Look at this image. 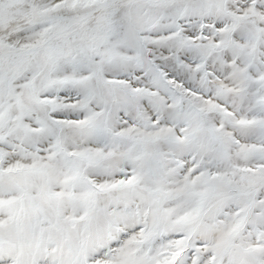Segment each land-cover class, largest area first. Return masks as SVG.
Here are the masks:
<instances>
[{"label": "snow or ice", "instance_id": "obj_1", "mask_svg": "<svg viewBox=\"0 0 264 264\" xmlns=\"http://www.w3.org/2000/svg\"><path fill=\"white\" fill-rule=\"evenodd\" d=\"M0 264H264V0H0Z\"/></svg>", "mask_w": 264, "mask_h": 264}]
</instances>
